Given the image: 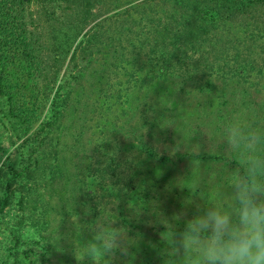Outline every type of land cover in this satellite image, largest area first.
Segmentation results:
<instances>
[{
    "label": "rangeland",
    "instance_id": "obj_1",
    "mask_svg": "<svg viewBox=\"0 0 264 264\" xmlns=\"http://www.w3.org/2000/svg\"><path fill=\"white\" fill-rule=\"evenodd\" d=\"M130 1L33 0L25 5L29 21V13L38 19L46 11L35 30L46 39L39 51L50 56L47 75L42 76L51 79L48 93L58 81L66 86L58 100V119L37 138L14 130L5 117L7 98L0 94V204L6 191L11 195L0 212V264L26 261L30 249L36 264H80L73 251L76 225L83 228L101 219V206L114 213L116 226L136 241L118 264H164L166 228L160 221L182 212L190 219L199 211L196 205L203 206L198 195L180 185L194 169L197 156L191 149L200 145L204 172L220 160L209 151L213 120L244 108L264 114V37H250V25L262 28L264 20L241 18L223 29L225 44L217 43L219 72L212 75L199 64L206 70L198 78H212L217 89L188 85L182 92L179 79L164 80L161 41L152 43L158 34L144 35L156 28L155 17L165 21L161 10L173 11L175 0H149L162 14L155 6L149 8L153 22L140 26L138 47L129 46L125 58L110 59L105 47L93 54L89 35L111 30L115 12H126ZM88 3L94 5L93 16L83 26L80 15ZM237 70L248 72L239 76ZM49 97L40 123L52 121ZM166 120L175 123L165 125ZM182 121L188 127L178 128ZM181 130L185 140L194 135L187 144ZM162 156L169 159L163 162ZM189 199L192 203L186 205ZM182 228L183 222L177 231ZM90 237L84 230L80 238Z\"/></svg>",
    "mask_w": 264,
    "mask_h": 264
},
{
    "label": "trees",
    "instance_id": "obj_2",
    "mask_svg": "<svg viewBox=\"0 0 264 264\" xmlns=\"http://www.w3.org/2000/svg\"><path fill=\"white\" fill-rule=\"evenodd\" d=\"M31 1L33 0H0V94L7 98L8 111L5 117L14 130L22 132L23 135L32 132L31 138H37L45 127L53 126L52 122L58 119L60 112L58 100L66 84L58 81L54 85V92L51 95L48 93L51 79H43L42 76L47 75L50 56L49 53H43V50L39 51L46 39L41 32L35 30L41 20H44L46 11L41 13L38 19L34 18L33 13H29L31 16L29 21L25 5ZM151 1L136 3L135 0H131L126 12L121 13V10L115 12L117 17L116 21L112 19L111 30L108 32L99 30L98 33L90 34L88 45H91L93 54H100L102 47H105L110 59L125 58L130 51L129 46L137 49L136 38L140 36L138 30L141 31L140 26L150 22L149 8L153 9L155 6L157 13H163L161 16L165 17V21L164 18L155 17V25L152 23L153 20L151 23L156 28L154 30L150 28V32L144 35L153 36V32L154 35L158 34L159 37L152 43L161 41L158 48L162 59L165 57L164 66L160 69L164 70L162 74L164 80L179 79L178 86L182 92L188 90V85L201 90L217 89L218 85L212 78L205 81L198 78L203 70H206L200 69L199 64L208 68L212 75L214 70L219 72L220 50L217 48L218 44L222 46L225 44L222 43V38L225 37L223 29L226 27L231 29V23L241 18L254 20L256 23L258 20H264L262 16L264 0H175L173 11L170 13H166L164 8L161 13L157 8L160 6L152 4ZM93 6L88 3L83 15H80L83 26L93 16ZM31 27L34 29H29ZM250 27L252 39L264 37V24L258 29H253V25ZM123 39L129 45L127 42L124 44ZM76 49L77 47L73 57ZM82 50L87 52L88 49L85 47ZM136 56L139 58L140 52H137ZM236 72L239 76L241 74L245 76L248 71ZM171 92L170 90L168 93ZM48 96L53 113L52 121L40 123L44 99ZM146 150L151 157H158L153 149ZM160 159L165 162L169 157L162 156ZM5 194L0 204V212L4 211L11 199L8 191ZM32 252L33 250H28L25 253L26 261L18 264H36Z\"/></svg>",
    "mask_w": 264,
    "mask_h": 264
},
{
    "label": "clouds",
    "instance_id": "obj_3",
    "mask_svg": "<svg viewBox=\"0 0 264 264\" xmlns=\"http://www.w3.org/2000/svg\"><path fill=\"white\" fill-rule=\"evenodd\" d=\"M186 127L184 121L178 126ZM180 132L185 144L194 136L185 140V131ZM209 141V151L220 160L202 172L200 145L193 147V172L187 183L180 182L203 206L197 204L199 211L190 219L182 212L160 221L166 228L164 264H264V114L244 108L213 120ZM99 217L83 228L76 225L73 251L80 264H118L136 244L125 228L116 226L117 218L106 206H101ZM181 222L183 228L177 231ZM84 230L90 238H80Z\"/></svg>",
    "mask_w": 264,
    "mask_h": 264
}]
</instances>
